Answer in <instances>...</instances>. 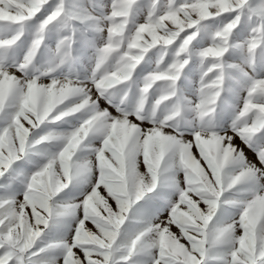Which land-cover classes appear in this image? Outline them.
Listing matches in <instances>:
<instances>
[{
    "label": "snow or ice",
    "instance_id": "snow-or-ice-1",
    "mask_svg": "<svg viewBox=\"0 0 264 264\" xmlns=\"http://www.w3.org/2000/svg\"><path fill=\"white\" fill-rule=\"evenodd\" d=\"M0 264H264V0H0Z\"/></svg>",
    "mask_w": 264,
    "mask_h": 264
},
{
    "label": "crops",
    "instance_id": "crops-1",
    "mask_svg": "<svg viewBox=\"0 0 264 264\" xmlns=\"http://www.w3.org/2000/svg\"><path fill=\"white\" fill-rule=\"evenodd\" d=\"M250 158H251V154H249Z\"/></svg>",
    "mask_w": 264,
    "mask_h": 264
}]
</instances>
